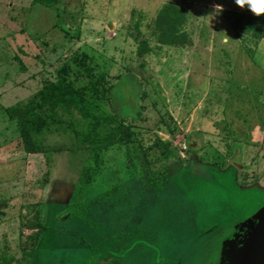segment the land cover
Masks as SVG:
<instances>
[{
    "label": "rangeland",
    "instance_id": "obj_1",
    "mask_svg": "<svg viewBox=\"0 0 264 264\" xmlns=\"http://www.w3.org/2000/svg\"><path fill=\"white\" fill-rule=\"evenodd\" d=\"M169 1L186 12L189 49L149 37ZM228 11L252 13L235 0H0L1 258L215 264L264 206V36L237 33ZM137 31L152 46L143 66ZM60 76L129 151L92 144L88 122L37 94ZM21 120L40 152H25Z\"/></svg>",
    "mask_w": 264,
    "mask_h": 264
},
{
    "label": "trees",
    "instance_id": "obj_2",
    "mask_svg": "<svg viewBox=\"0 0 264 264\" xmlns=\"http://www.w3.org/2000/svg\"><path fill=\"white\" fill-rule=\"evenodd\" d=\"M59 1L61 0H32V3L52 7ZM227 15L230 26L237 33L249 35L255 40H259L264 36L263 15L243 11H228ZM186 17L184 8L176 2L169 1L164 3L155 14L149 37H152L159 45L178 48L191 46V37L185 29ZM139 34L141 33L137 31L134 36L138 41L136 56L140 60V66H143V57L152 51V46L149 45L146 37H141ZM85 90V87H76L71 82H67L64 77L60 76L54 82L44 86L37 94L50 106H60L67 112V115H70L73 110L80 115V119L88 122L89 127L86 129L91 130H88L85 135H90L88 136V141H92V144L119 142L125 147L126 151H129L125 138L116 132L118 129L117 123L100 112L98 106L93 102L92 97L87 98L84 95L88 94ZM26 122L30 124V120ZM26 122L21 120L24 150L27 153L40 152V143L33 140L29 132L24 128V123ZM102 129H105V131L102 132ZM100 130L101 133L99 132ZM31 131L34 132V128ZM162 180L164 179H154L148 183V186L152 189L157 187L160 190L163 186ZM10 262V258L0 257V264H9Z\"/></svg>",
    "mask_w": 264,
    "mask_h": 264
},
{
    "label": "water",
    "instance_id": "obj_3",
    "mask_svg": "<svg viewBox=\"0 0 264 264\" xmlns=\"http://www.w3.org/2000/svg\"><path fill=\"white\" fill-rule=\"evenodd\" d=\"M215 264H264V206L238 223Z\"/></svg>",
    "mask_w": 264,
    "mask_h": 264
},
{
    "label": "clouds",
    "instance_id": "obj_4",
    "mask_svg": "<svg viewBox=\"0 0 264 264\" xmlns=\"http://www.w3.org/2000/svg\"><path fill=\"white\" fill-rule=\"evenodd\" d=\"M235 3L241 7L248 5V10L253 14L259 15L264 13V0H235Z\"/></svg>",
    "mask_w": 264,
    "mask_h": 264
},
{
    "label": "crops",
    "instance_id": "obj_5",
    "mask_svg": "<svg viewBox=\"0 0 264 264\" xmlns=\"http://www.w3.org/2000/svg\"><path fill=\"white\" fill-rule=\"evenodd\" d=\"M176 1V0H175ZM186 28V27H185ZM263 38V37H262ZM192 40V39H191ZM193 46V42H192V45H191V47ZM190 46L189 47H179L180 49H189V48H191ZM175 48H178V47H175ZM192 73V75H194V72H191ZM130 75V74H129ZM134 79H135V77H133V81H134ZM205 95H207V94H205ZM244 95H248V94H244ZM116 100V99H115ZM118 103H120V104H123V100H122V103H121V101L120 100H116ZM126 103L127 102H125V105H122V108H123V111L124 110H126L127 109V105H126ZM193 113L196 111V109H197V107L195 108V107H193ZM130 110V109H129ZM125 113V112H124ZM124 113H122V114H124ZM171 114H172V111L170 112ZM125 114H127V115H124V117L125 116H129V117H131V118H136V115H135V113L134 112H131V110L130 111H128V113H125ZM193 115H192V111H190V117H192ZM123 116H121V118H124Z\"/></svg>",
    "mask_w": 264,
    "mask_h": 264
}]
</instances>
